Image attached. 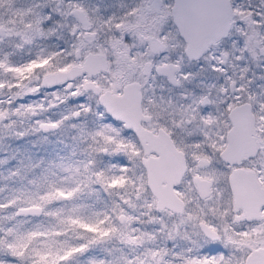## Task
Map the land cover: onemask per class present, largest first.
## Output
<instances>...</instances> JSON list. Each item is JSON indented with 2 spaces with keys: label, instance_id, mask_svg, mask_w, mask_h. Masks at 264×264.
Segmentation results:
<instances>
[{
  "label": "snow or ice",
  "instance_id": "1",
  "mask_svg": "<svg viewBox=\"0 0 264 264\" xmlns=\"http://www.w3.org/2000/svg\"><path fill=\"white\" fill-rule=\"evenodd\" d=\"M0 264H264V0H0Z\"/></svg>",
  "mask_w": 264,
  "mask_h": 264
},
{
  "label": "flooded vegetation",
  "instance_id": "2",
  "mask_svg": "<svg viewBox=\"0 0 264 264\" xmlns=\"http://www.w3.org/2000/svg\"><path fill=\"white\" fill-rule=\"evenodd\" d=\"M15 146V145H14Z\"/></svg>",
  "mask_w": 264,
  "mask_h": 264
}]
</instances>
